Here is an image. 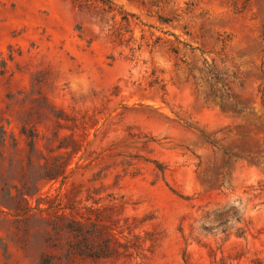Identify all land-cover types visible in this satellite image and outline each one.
<instances>
[{
  "label": "rangeland",
  "instance_id": "374dc122",
  "mask_svg": "<svg viewBox=\"0 0 264 264\" xmlns=\"http://www.w3.org/2000/svg\"><path fill=\"white\" fill-rule=\"evenodd\" d=\"M0 264H264V0H0Z\"/></svg>",
  "mask_w": 264,
  "mask_h": 264
},
{
  "label": "clouds",
  "instance_id": "9594fccd",
  "mask_svg": "<svg viewBox=\"0 0 264 264\" xmlns=\"http://www.w3.org/2000/svg\"><path fill=\"white\" fill-rule=\"evenodd\" d=\"M77 81H79L80 83H85L84 80H77ZM69 87L72 89L73 93L76 95H85L89 91L88 90L87 92H78L77 91V83L75 81L69 82Z\"/></svg>",
  "mask_w": 264,
  "mask_h": 264
}]
</instances>
